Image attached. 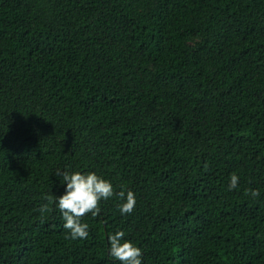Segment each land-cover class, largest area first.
<instances>
[{"label": "trees", "instance_id": "16d2710c", "mask_svg": "<svg viewBox=\"0 0 264 264\" xmlns=\"http://www.w3.org/2000/svg\"><path fill=\"white\" fill-rule=\"evenodd\" d=\"M65 171L134 211L65 239L38 211ZM117 231L142 264H264V0H0V264H119Z\"/></svg>", "mask_w": 264, "mask_h": 264}, {"label": "clouds", "instance_id": "9594fccd", "mask_svg": "<svg viewBox=\"0 0 264 264\" xmlns=\"http://www.w3.org/2000/svg\"><path fill=\"white\" fill-rule=\"evenodd\" d=\"M62 175L63 185H66L65 194L60 197L52 195L45 196L47 203L41 205L38 211L41 219L46 213L52 211L51 205L62 214L64 220L63 227L67 230L65 239L86 240L89 236V225L82 223V218L91 214L93 218L100 215V202L108 200L114 195H118L122 203L119 205L121 215H130L136 205L135 194L132 191H120L115 193L110 181L98 176L94 172L90 173H57ZM239 177L233 173L230 176L229 191L237 188ZM259 191L256 189L245 190L244 195L258 197ZM125 233L117 231L109 235L110 256L119 264H142V249L135 246L131 241L124 239Z\"/></svg>", "mask_w": 264, "mask_h": 264}]
</instances>
